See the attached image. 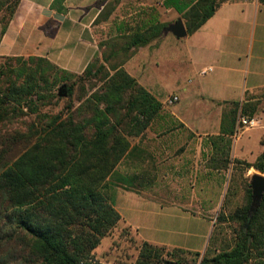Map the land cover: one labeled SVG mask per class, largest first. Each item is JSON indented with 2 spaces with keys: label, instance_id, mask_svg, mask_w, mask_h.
<instances>
[{
  "label": "trees",
  "instance_id": "trees-1",
  "mask_svg": "<svg viewBox=\"0 0 264 264\" xmlns=\"http://www.w3.org/2000/svg\"><path fill=\"white\" fill-rule=\"evenodd\" d=\"M18 1L0 0V40ZM224 1L163 0V5L184 18L190 35ZM258 1L264 6V0ZM107 6L97 22L109 18L112 6ZM163 27L156 24L142 33L109 40V53L101 52V58L93 59L81 75L38 57H4L0 62V144L5 145L0 149V264H81L116 226L120 215L113 207L110 178L129 154L130 139L142 134L162 110V104L122 66L133 54L131 48L159 38ZM109 62L112 74L104 65ZM86 80L95 83L83 108L68 107L71 113L66 117L46 115L40 121L37 117L36 123H26L27 133H2L22 116H37L38 103L54 98L52 91L59 84L69 83L65 92L71 97L78 81ZM259 108L260 99H256L233 103L223 111L221 135L212 137L226 143L221 169L230 162L229 137L235 134L238 114L253 118ZM14 139L26 142V147L11 157L6 143ZM237 163L264 175V149L254 162ZM123 184L131 186L129 181ZM250 203L251 190L246 185L242 205L217 217L219 224L233 226L230 235L221 236L215 224L203 256L194 264H264V196L251 215L247 213ZM188 252L142 242L134 264H161L164 255L181 261ZM194 256L198 259L200 254Z\"/></svg>",
  "mask_w": 264,
  "mask_h": 264
},
{
  "label": "crops",
  "instance_id": "crops-1",
  "mask_svg": "<svg viewBox=\"0 0 264 264\" xmlns=\"http://www.w3.org/2000/svg\"><path fill=\"white\" fill-rule=\"evenodd\" d=\"M110 1L109 18L97 22L104 6L99 0H19L1 37L0 57L44 58L79 75L93 59L101 58L99 41L103 37L121 39L142 33L151 25L167 22L166 13L179 15L164 7L163 0L154 9L142 0ZM170 35L162 31L149 44L131 48L133 54L122 66L162 104V110L145 130L151 136L145 137L144 132L131 139L129 154L110 178V194L120 215L116 225L133 232L140 241L201 253L213 229L211 217L202 212L204 199L191 195L186 197L188 201H179L175 193L160 192V187L187 178L211 182L214 172L220 171L203 164L214 151L208 137L221 135L223 111L233 103L256 99L264 103V6L258 0H225L194 33L182 39H169ZM208 68L210 72L200 74ZM173 96L177 102L164 109ZM254 132L253 144L249 137L240 143L244 133L232 144L234 159L252 163L262 152L259 142L264 129ZM182 137L185 142L179 144ZM255 144L258 147L253 150ZM253 155L252 162L247 161ZM125 181L133 184L124 185ZM207 209L209 213L215 207ZM152 210L157 215L168 213L188 228L202 226L201 248L190 240L160 235L162 225L150 219ZM148 229L157 235L147 236Z\"/></svg>",
  "mask_w": 264,
  "mask_h": 264
},
{
  "label": "rangeland",
  "instance_id": "rangeland-1",
  "mask_svg": "<svg viewBox=\"0 0 264 264\" xmlns=\"http://www.w3.org/2000/svg\"><path fill=\"white\" fill-rule=\"evenodd\" d=\"M142 1L144 3L148 2V4L146 5H150V9L152 8L154 9L155 7L154 5H156L161 0H142ZM220 1H223V0H217V2H220ZM99 3L107 4L108 6L106 9H109L110 6L112 5V2L110 0H99ZM178 18H181L183 23L185 22L184 18L181 15H173V14L169 15L166 13L165 20H168V21L165 23H158V24H162L164 26L162 31L166 32L167 27L175 23ZM166 34L168 35L170 33L166 32ZM168 37L169 39H174V37L171 35ZM105 39L106 37H103L101 41H99V45H100L99 49L101 52L108 54L109 53V45H108L109 40H112L114 38H109L106 40ZM102 46H104L105 48ZM169 54L170 53H168V55ZM3 59L4 57H1L0 62H2ZM111 61L119 62V59H111ZM104 65L109 71V73L112 74V71H110L109 69L110 62L108 64L104 63ZM162 72L163 70L161 69V73ZM91 83H95L94 80H90V81L86 80L85 82L78 81V84L74 86V93L71 97H67V96L59 97L58 96V92L61 89V87L64 85L66 88L69 85V83L59 84L52 91L54 98L47 99L45 102H42V103H38L37 116L36 114H28V115L22 116L19 119H17L16 122L13 123V125L4 127L2 130V133L5 135H11V133H13L14 136H15L16 131H20L21 133L23 132L27 133L26 123L30 124L33 121L36 123L37 117H39V121L41 119H46V115L54 116V115L61 114L62 117H66L69 113H71L68 107L72 106V110L77 109L79 107L83 108L82 103L86 99H88V97L93 91L90 88ZM163 106L166 107L164 109H167V104ZM263 109H264V103L260 102L259 110H263ZM23 111L27 113L26 109H23ZM258 116L259 117H257L258 118L257 120L259 121H258L257 126L254 129L246 130L244 128H240L238 129L236 135L229 137L231 141V147H232V144L233 143L235 144V141H237L235 137L238 139L240 134L244 133L243 135H246L240 141V143H244L245 141L247 142L248 137L250 138V141H253L252 139H254L257 134L256 132H254L256 129L258 128L264 129V114L263 115L258 114ZM144 132L145 131H143L142 134ZM142 134H140L139 136H141ZM144 136L145 137L151 136V134L147 132ZM192 137L191 138L188 137V138H190L191 140ZM208 141L209 143L214 142L213 144L214 151H213V154L209 162L207 163L205 162L203 165L205 168L207 166H210L213 168L214 171H220V172H214L215 175L212 181L206 184L205 181L201 179H199L197 182L193 181V178L182 179L176 184L168 183L167 185H165L164 188L162 187L163 185H161L160 192L163 191L164 193H168V194L175 193L176 194L175 198H177V200L180 201L182 199L185 202L188 201L186 197H190L191 195H194V196L198 195L200 198H203L204 199V202H203L204 205H202L204 207V210L202 211L203 214H205L208 217H211L213 221V228L215 224L218 225L219 231L223 232L221 236H225V233H226V236H229L230 235L229 232L233 228V226L232 225L230 226L229 223L219 224L217 222V217L222 214L227 215L228 213L232 212L235 208L242 205L243 196H244V188H246V185H248V188L250 189L251 176L259 172L255 171L252 168L248 170H244L242 164L237 163L238 159H234L232 157L231 151L228 156L230 162L227 166V169L225 168L221 169V166H222L221 160L223 158L222 154H224V152L227 150L226 143L223 140L214 139L212 137H208ZM184 142H185V138L182 137L179 140V144H182ZM8 143H6V145L11 147V151L9 154V156L11 157H16L26 147V144H25L26 142L24 143L21 141H17L15 139L13 140V142L9 141ZM253 143L254 141L252 142V144ZM259 145H260L259 150L263 151L264 136L260 138ZM215 146L216 148H219V149L218 150L215 149ZM3 147H5V145L0 144V149ZM257 147L258 145L255 144V146L253 147V150H255ZM11 157H9V159ZM253 157L254 155L250 156L248 158L249 160L247 161L252 162L251 159H253ZM218 173H220V175H218ZM130 184H133V183L130 182ZM207 206L212 207V208L215 207L214 211L212 210L209 213H207L206 212L208 210ZM250 206H251V203L249 205V209H250ZM249 209H248V212H249ZM258 209L259 208H257V210ZM150 219L153 222L162 225L161 227L162 232H160V235H163L166 237L183 238L186 240L193 241L197 248H201V246L203 245L202 239L200 236L202 232V228H201L202 226L196 227V225L195 226L191 225L190 226L191 228H188L185 222L182 223L179 219H175L168 213L165 215H157L155 210L150 211ZM148 230L150 231L146 233L147 236L151 237L153 235H157V232H154L151 229H148ZM141 243L142 241H140L133 232H130L128 229L123 228L119 225H116L106 234L105 237L101 239L100 244L94 250L92 256H90L89 259L94 261L95 264H134V262L138 258V253H139ZM166 250L171 251L172 249L166 248ZM204 252L199 253L200 257L198 259L196 258V256H194L195 252H188V253L182 254L181 261L174 260L171 257L164 255L162 257L161 264H164V262H171L174 264H194V263L199 262Z\"/></svg>",
  "mask_w": 264,
  "mask_h": 264
},
{
  "label": "water",
  "instance_id": "water-1",
  "mask_svg": "<svg viewBox=\"0 0 264 264\" xmlns=\"http://www.w3.org/2000/svg\"><path fill=\"white\" fill-rule=\"evenodd\" d=\"M165 32V31H164ZM166 32L172 34L176 39H182L187 36V30L181 18H178L175 23L169 25ZM165 32V33H166ZM59 97H65V86L63 85L58 92ZM251 189V206L248 214L251 215L259 208L264 196V175L260 173L253 174L250 179ZM164 264H174L171 262H164Z\"/></svg>",
  "mask_w": 264,
  "mask_h": 264
},
{
  "label": "built area",
  "instance_id": "built-area-1",
  "mask_svg": "<svg viewBox=\"0 0 264 264\" xmlns=\"http://www.w3.org/2000/svg\"><path fill=\"white\" fill-rule=\"evenodd\" d=\"M211 69L208 68V69H204L200 72L201 75H204L205 73L207 72H210ZM178 98L176 96H173L171 97L170 99H168L167 101V105H171L175 102H177ZM258 124V120L256 118H247L246 116H242L241 114H239L237 116V121H236V133L235 135L237 134V131L238 129L240 128H244L246 130H249V129H254ZM235 139H237L235 137ZM81 264H95L94 261H92L91 259H88L86 261H83Z\"/></svg>",
  "mask_w": 264,
  "mask_h": 264
}]
</instances>
